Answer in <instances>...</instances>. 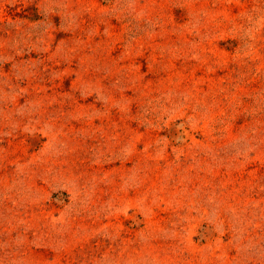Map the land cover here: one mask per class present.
I'll return each instance as SVG.
<instances>
[{"label": "rangeland", "instance_id": "1", "mask_svg": "<svg viewBox=\"0 0 264 264\" xmlns=\"http://www.w3.org/2000/svg\"><path fill=\"white\" fill-rule=\"evenodd\" d=\"M0 264H264V0H0Z\"/></svg>", "mask_w": 264, "mask_h": 264}]
</instances>
